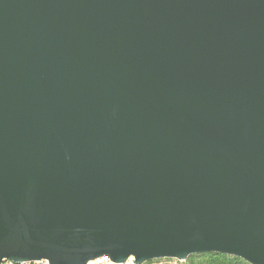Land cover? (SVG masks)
<instances>
[{
  "label": "water",
  "instance_id": "95a60500",
  "mask_svg": "<svg viewBox=\"0 0 264 264\" xmlns=\"http://www.w3.org/2000/svg\"><path fill=\"white\" fill-rule=\"evenodd\" d=\"M264 264V0H0V262Z\"/></svg>",
  "mask_w": 264,
  "mask_h": 264
},
{
  "label": "trees",
  "instance_id": "16d2710c",
  "mask_svg": "<svg viewBox=\"0 0 264 264\" xmlns=\"http://www.w3.org/2000/svg\"><path fill=\"white\" fill-rule=\"evenodd\" d=\"M153 261L149 262L151 264ZM155 264H249L245 260L221 253L191 255L185 261L172 262V259L157 260Z\"/></svg>",
  "mask_w": 264,
  "mask_h": 264
},
{
  "label": "built area",
  "instance_id": "2783aa9c",
  "mask_svg": "<svg viewBox=\"0 0 264 264\" xmlns=\"http://www.w3.org/2000/svg\"><path fill=\"white\" fill-rule=\"evenodd\" d=\"M0 264H49L46 259L34 260V261H23V262H15L11 260H4L0 262ZM87 264H136L134 261V257L127 258L124 262H113L107 256H101L95 258L94 260L88 261ZM149 264V262L144 263Z\"/></svg>",
  "mask_w": 264,
  "mask_h": 264
},
{
  "label": "rangeland",
  "instance_id": "374dc122",
  "mask_svg": "<svg viewBox=\"0 0 264 264\" xmlns=\"http://www.w3.org/2000/svg\"><path fill=\"white\" fill-rule=\"evenodd\" d=\"M175 260H172V262H174ZM157 263V260L153 261L151 264H155Z\"/></svg>",
  "mask_w": 264,
  "mask_h": 264
}]
</instances>
